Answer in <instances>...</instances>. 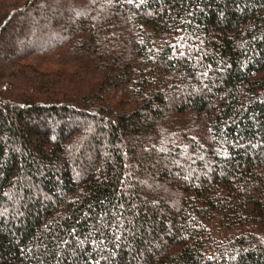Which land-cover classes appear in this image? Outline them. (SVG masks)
I'll list each match as a JSON object with an SVG mask.
<instances>
[{
    "label": "trees",
    "instance_id": "1",
    "mask_svg": "<svg viewBox=\"0 0 264 264\" xmlns=\"http://www.w3.org/2000/svg\"><path fill=\"white\" fill-rule=\"evenodd\" d=\"M0 264H264V0H0Z\"/></svg>",
    "mask_w": 264,
    "mask_h": 264
},
{
    "label": "rangeland",
    "instance_id": "2",
    "mask_svg": "<svg viewBox=\"0 0 264 264\" xmlns=\"http://www.w3.org/2000/svg\"><path fill=\"white\" fill-rule=\"evenodd\" d=\"M7 48V47H6Z\"/></svg>",
    "mask_w": 264,
    "mask_h": 264
}]
</instances>
